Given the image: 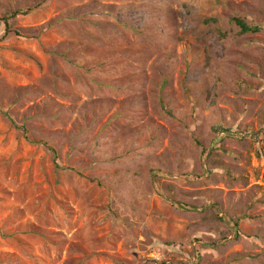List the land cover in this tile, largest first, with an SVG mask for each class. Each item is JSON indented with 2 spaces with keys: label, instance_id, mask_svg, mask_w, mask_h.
Returning <instances> with one entry per match:
<instances>
[{
  "label": "rangeland",
  "instance_id": "rangeland-1",
  "mask_svg": "<svg viewBox=\"0 0 264 264\" xmlns=\"http://www.w3.org/2000/svg\"><path fill=\"white\" fill-rule=\"evenodd\" d=\"M0 264H264V0H0Z\"/></svg>",
  "mask_w": 264,
  "mask_h": 264
},
{
  "label": "trees",
  "instance_id": "trees-1",
  "mask_svg": "<svg viewBox=\"0 0 264 264\" xmlns=\"http://www.w3.org/2000/svg\"><path fill=\"white\" fill-rule=\"evenodd\" d=\"M27 11L23 12V11H18L17 13H15L13 16L19 15V14H26ZM6 19H4L5 21ZM7 21V20H6ZM235 23L241 28V33L242 34H247V33H259L260 32V28L257 26H249L246 24V22H244L243 20L240 19H234ZM6 24V29L7 31L9 30V23L5 22ZM24 129V128H23ZM34 143L37 144H42L44 146H46L49 150H51L53 152V154H55V150L53 148H51L47 142L44 141H34Z\"/></svg>",
  "mask_w": 264,
  "mask_h": 264
}]
</instances>
